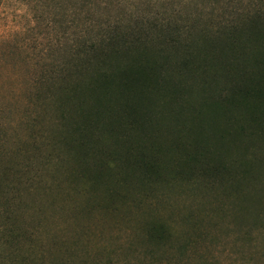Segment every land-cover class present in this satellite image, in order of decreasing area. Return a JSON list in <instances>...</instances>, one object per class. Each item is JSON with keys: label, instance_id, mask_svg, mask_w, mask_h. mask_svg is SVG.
<instances>
[{"label": "rangeland", "instance_id": "374dc122", "mask_svg": "<svg viewBox=\"0 0 264 264\" xmlns=\"http://www.w3.org/2000/svg\"><path fill=\"white\" fill-rule=\"evenodd\" d=\"M260 3L108 0L85 19L80 0H0V264H264L263 115L251 96L228 94L233 81L264 85V45L245 54L208 40L189 67L186 52L131 37L83 51L112 36L109 23L216 26ZM129 45L130 60L155 62L130 94L134 122L123 91L97 79L127 62ZM194 147L205 162L187 165ZM124 152L160 173L120 165Z\"/></svg>", "mask_w": 264, "mask_h": 264}, {"label": "trees", "instance_id": "16d2710c", "mask_svg": "<svg viewBox=\"0 0 264 264\" xmlns=\"http://www.w3.org/2000/svg\"><path fill=\"white\" fill-rule=\"evenodd\" d=\"M80 1H82V7H81L82 10L80 12L83 17H86L85 19L97 18L94 17L90 11L85 10L86 7H90L91 5H100L103 2L105 3L108 2V0H80ZM107 26L110 28L112 32L111 33L112 36L109 39L108 38L102 39L101 42L94 41L95 43H91L90 45L84 46V50H83L84 52L85 51L90 53L96 52L97 54H99L100 52L104 51L105 46L114 47L116 44L114 45L112 44L116 39H118V41H124L129 39L128 37H131L133 38V41H139L145 43L146 45L145 47H150L152 41H157L158 43H160V45L171 47L172 49L177 51L186 52L187 56L181 61V64L183 67H189L191 66L190 56H192L190 52L195 51L194 48L202 49V45L205 46V43L208 40H210L215 44L224 42L222 43V45L231 48V50H238L243 53L246 52V49L249 44L264 45V0H262V3H260L259 5L256 4L254 8L247 10L245 13H243L242 17L239 20L231 19L228 20L227 22H219L216 26L213 24L209 25V23H201V24L191 23L186 25L181 23H174V21L172 20H168V21L157 20V22L155 23L138 21L137 25L128 26L127 29L122 28V26L120 25V21L115 24L109 23L107 24ZM193 31H195L198 34V36L204 39V43L201 42V45L198 46H196V44L193 41L191 43ZM97 44L100 45L99 48ZM133 45L136 46V43L134 42ZM131 47L132 46L130 45L125 47L127 49L130 48L128 50V54L125 55L127 62L119 65L120 67L116 71V73L112 74L107 69H101L99 72L100 74H98L99 78L97 79H100L102 83H105L107 85H112V86L115 85L120 88L119 90L123 91L121 92L122 96L125 98L128 97L127 99H123L128 106L126 110V113L128 114L127 117L130 116L129 118L133 117L136 120L137 118L135 117L134 113L137 112V107L134 106L136 105L135 103L129 102L131 101V97L134 96V95L130 96V94L134 93L135 91L136 92L138 91L137 95L140 96L141 95L140 93L144 92L145 87L142 86L145 84L146 81L150 80L149 72H151L150 70L154 69L155 62L149 59H145L147 55H145L141 51H138L136 55H133L132 57L134 58L130 60L129 59V56L131 54L130 51L134 48ZM98 59H100V57ZM210 60L212 61L211 58ZM83 65L84 67L88 66L87 68L91 66L90 63L88 64V62ZM237 89H239L238 95H245V96L249 95L255 99L257 109L259 110V112H257L256 118L258 114H262L263 115L262 121H263L264 120V85L256 84L255 89H251V85L244 86L238 81H233L231 83V90H229L230 93L228 94H234V92H236ZM230 98L234 99L233 97ZM230 98L228 99L227 97L228 99L227 102L231 103L233 100H231ZM95 112H97V109L95 110ZM134 119H132L133 122L135 121ZM133 129L134 126H130L129 131ZM112 135L111 137L117 136V134H114L113 136ZM78 146L83 150L85 149L86 151V149L89 148V142L81 141L77 144V147ZM175 146L176 143H174L173 147ZM138 147H141V145H138L137 148ZM162 151H163L162 146L160 144L157 145L156 148L153 147V152L157 154L159 153L161 154ZM125 153L126 152H124L123 156L121 154L119 155L122 156L119 157L120 165L124 167L127 165L129 167H131V165H134L136 169H142L143 176L147 178L149 177V179L156 176L157 173H160L158 171L159 166L156 160L147 161L145 155H134V154L127 155ZM208 155L209 154H207V156ZM205 156L206 154L203 151H200V148L198 147L189 148L187 150L183 149V159L185 163H187V165H191L193 164V162L195 163L205 162ZM97 162L99 164L98 160H96L94 163H96L97 165ZM206 163H207V167H210V165H212V162L208 160H206ZM213 168H215L216 170L215 173L220 172L217 170V167H213ZM90 169L98 170L97 167H90ZM188 170L192 171V169H188ZM99 178L100 176H94L93 182H99L97 181Z\"/></svg>", "mask_w": 264, "mask_h": 264}]
</instances>
